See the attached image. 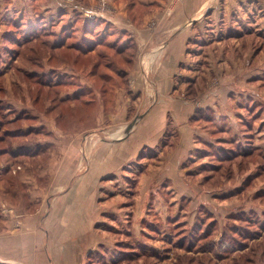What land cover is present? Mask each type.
I'll return each instance as SVG.
<instances>
[{"label": "crops", "instance_id": "obj_1", "mask_svg": "<svg viewBox=\"0 0 264 264\" xmlns=\"http://www.w3.org/2000/svg\"><path fill=\"white\" fill-rule=\"evenodd\" d=\"M259 4L0 0V52L24 38L16 46L26 56L15 55V67L33 69L45 82L113 84L95 90L89 128L65 133L44 117L39 126L51 138L20 147L29 154L0 149V264H86L107 243L108 229L128 222L131 210L148 200L157 204L165 192L188 195V163L205 143L203 123L230 117L231 94L247 59L255 66L260 61L257 49L243 52L241 46L245 37L258 43L253 32L243 35V24L259 26ZM104 54H117L118 61L104 64ZM89 56L97 63L84 70ZM47 153L35 177L32 167ZM5 155L26 160L20 180L30 198L23 206L1 201L9 195ZM10 189L18 202L19 190Z\"/></svg>", "mask_w": 264, "mask_h": 264}, {"label": "rangeland", "instance_id": "obj_2", "mask_svg": "<svg viewBox=\"0 0 264 264\" xmlns=\"http://www.w3.org/2000/svg\"><path fill=\"white\" fill-rule=\"evenodd\" d=\"M259 3V26L245 19L243 24V35L253 32L258 43L245 37L241 46L243 52L252 46L257 49L253 55L260 61L255 66L247 59L237 78L242 82L231 94L230 117L203 123L205 143L188 163L193 171L185 178L188 195L165 192L153 197L157 204L148 200L131 210L128 222L108 229L107 243L90 253L86 264H264V0ZM16 39L0 52V149L29 154L28 148L20 147H33L53 136L39 126L44 117L46 124L47 119L54 120L65 133L89 128L95 105L85 101L93 98L89 89L102 85H88L82 93L77 82L49 83L33 76V69L15 67V55L26 56L16 46L24 38ZM236 57L241 62L242 56ZM87 63L89 59L83 65ZM67 93L64 99L61 95ZM50 155L35 162V177L37 167L45 166ZM5 156L4 170L10 167L12 173L3 176L9 195L1 201L23 206L30 198L20 180V166L26 160ZM11 177L15 182L9 181ZM11 187L19 190L18 202L11 199Z\"/></svg>", "mask_w": 264, "mask_h": 264}, {"label": "trees", "instance_id": "obj_3", "mask_svg": "<svg viewBox=\"0 0 264 264\" xmlns=\"http://www.w3.org/2000/svg\"><path fill=\"white\" fill-rule=\"evenodd\" d=\"M113 56H117V54H110V55H108V54H104V56L101 58V60H103V62H106V63H104V64H108V65H110V64H115V61H116V59H114V60H112L111 59V57H113ZM87 59H89V63H87V66H83V64H82V67H83V69L85 70V69H89V68H91L94 64H96L97 62H96V58H94L93 56H89V57H85V58H83V62L85 61V60H87ZM64 81H65V83L67 82L65 79H64ZM63 80L61 81V82H57V84H61L62 85V83L64 82ZM71 82H73V81H71ZM49 83H52V82H49ZM73 83H76V82H73ZM95 85V84H94ZM96 85H102L100 88H97L96 90L98 91H101V92H105V91H107L109 88H112L113 87V84H96ZM79 88V90H82L81 92L83 93L84 91L83 90H85L86 89V87L85 88H83V87H78ZM90 91H91V95L93 96V98L92 99H87L85 102L87 103V104H89V103H95V101H96V99H95V95H94V92H95V90L94 91H92L91 89H89ZM86 91V90H85ZM80 93V92H79ZM79 93H77V98L75 99V101H79ZM62 96V95H61ZM58 99V98H57ZM56 99V101L58 102V100ZM64 99H67V98H64ZM61 101H63V100H60V103H61ZM59 103V102H58ZM56 106V105H55ZM52 109H57V108H52ZM62 117V116H61ZM60 117V118H61ZM0 128H1V125H0ZM18 133H16V135H17ZM4 141H5V138L3 139ZM4 141H1V142H4ZM6 152V154H8L10 151H7L6 149H4ZM5 172V174H8V175H10L9 173H11V171L8 169V170H6V171H4ZM12 180V182H15V180H14V178L13 177H11L10 179H9V181H11ZM12 188V187H11Z\"/></svg>", "mask_w": 264, "mask_h": 264}, {"label": "flooded vegetation", "instance_id": "obj_4", "mask_svg": "<svg viewBox=\"0 0 264 264\" xmlns=\"http://www.w3.org/2000/svg\"><path fill=\"white\" fill-rule=\"evenodd\" d=\"M1 127H3V125H1Z\"/></svg>", "mask_w": 264, "mask_h": 264}]
</instances>
